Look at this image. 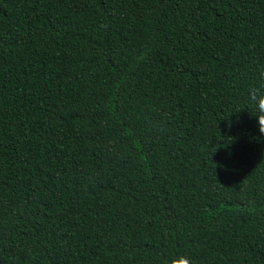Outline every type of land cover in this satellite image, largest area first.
<instances>
[{"label": "trees", "instance_id": "trees-1", "mask_svg": "<svg viewBox=\"0 0 264 264\" xmlns=\"http://www.w3.org/2000/svg\"><path fill=\"white\" fill-rule=\"evenodd\" d=\"M264 0H0V264H264Z\"/></svg>", "mask_w": 264, "mask_h": 264}, {"label": "clouds", "instance_id": "clouds-1", "mask_svg": "<svg viewBox=\"0 0 264 264\" xmlns=\"http://www.w3.org/2000/svg\"><path fill=\"white\" fill-rule=\"evenodd\" d=\"M253 115L257 116L259 131L261 134H264V114H260L259 111ZM186 264H194L190 258H186Z\"/></svg>", "mask_w": 264, "mask_h": 264}]
</instances>
